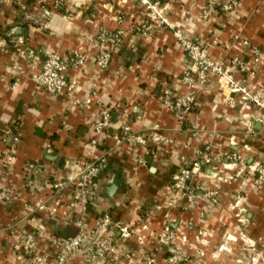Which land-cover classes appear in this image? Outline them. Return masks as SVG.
Listing matches in <instances>:
<instances>
[{"label":"crops","instance_id":"1","mask_svg":"<svg viewBox=\"0 0 264 264\" xmlns=\"http://www.w3.org/2000/svg\"><path fill=\"white\" fill-rule=\"evenodd\" d=\"M228 1L157 0L151 14L137 0H0V172L11 152L6 186L16 197L0 204V264H28L31 256L14 237L22 231L35 237L39 230L44 236L36 253L48 255L45 264H57L47 239L73 236L76 220L92 230L103 215L131 226V237L118 244L132 264H170L171 252L157 242L167 221L174 243L192 247L200 264H264V181L258 186L253 174V167L264 164L263 112L241 102L240 94L228 91L227 79L215 75L204 89H191L194 107L183 122L160 101L166 88L175 96L188 93L181 78L191 61L176 33L200 42L228 79L264 87V61L253 66L250 56L264 48V0H238L231 12L217 6V14L203 16L209 6ZM103 34L117 42L105 44L110 60L100 69ZM48 54L68 61L70 92L49 95L38 87ZM80 56L83 63L75 64ZM233 58L247 68L232 73ZM101 109L110 111L111 126L97 136L92 126ZM125 125L138 135L158 131L164 142L149 155L116 138ZM205 147L220 161L194 174L196 200L187 209L170 210L166 220L165 206L176 194L172 175ZM100 159L104 168L86 204L72 206L70 194L52 190ZM237 198L243 213L232 208ZM187 221L207 236L185 229ZM82 262L75 253L65 264Z\"/></svg>","mask_w":264,"mask_h":264},{"label":"built area","instance_id":"2","mask_svg":"<svg viewBox=\"0 0 264 264\" xmlns=\"http://www.w3.org/2000/svg\"><path fill=\"white\" fill-rule=\"evenodd\" d=\"M140 5L151 14H155L158 10V2H151L149 0H137ZM238 0H229L227 4L222 6L213 4L209 6L204 12L203 16L214 13L217 14V6L219 11L229 12L236 8ZM161 24L166 23L161 20ZM146 30L152 29L146 25ZM118 36V35H117ZM118 38V37H117ZM176 39L180 48L188 56L191 61V68L188 73H185L181 78V84L188 89V93L182 96H175L169 89H164L161 93L160 101L163 108L170 110L174 116L180 121L185 120L188 114L194 107L195 96L191 92L192 88L198 87L200 90L204 89L210 75H215L219 78L227 79L226 85L229 92L240 94V100L243 103L260 109L264 114V87H245L240 86L233 79H228L227 72L222 68V64L212 60L206 49L200 42L194 39H188L181 34L176 33ZM117 42V39L110 36L102 35L101 53L98 58V66L104 69L110 60V51L106 48V43ZM245 46L247 42L243 43ZM251 64L253 66L261 65L264 61V48L252 49L250 51ZM83 58L80 56L75 64H82ZM68 61L57 55L48 54L44 60L41 70L37 75L38 87L49 95H59L65 92H70L74 88V82L67 80L66 72L68 71ZM231 71L237 68L240 72L244 71L246 63L237 58L230 61ZM230 72V71H229ZM195 74L196 78L192 77ZM85 105L90 104V99L84 101ZM110 111L108 109H101L98 113V118L93 122L94 134L103 135L111 126ZM116 138L129 146H140L146 148L148 154H153L154 146L163 143L164 137L158 131H152L148 136L138 135L132 132L130 126L125 125L121 128ZM220 161L210 154L208 148L205 147L202 151L197 153L194 159L187 168L181 169L178 173L172 175L171 181L172 190L176 193L174 198L170 199L165 208V219L169 217V211L177 206H183L187 209L190 204L196 200L194 189L190 187L193 181L194 174H198L203 167L212 166L215 162ZM11 162V152L8 153L2 160V170L0 172V204H9L16 200V197L8 190L6 186V179L9 174V164ZM104 159L96 162L86 163L76 174L75 178L70 181H57L52 185V190L56 193H68L72 198V206L76 204H86L89 196L92 194L95 180L98 179L104 168ZM139 165L143 166L144 161L139 160ZM253 174L256 184H261L264 181V164H257L253 167ZM206 196L211 198L213 203L216 199L212 193H206ZM242 199L237 198L233 204V209L243 213L241 207ZM242 218V217H241ZM243 221V218H242ZM76 233L70 237H58L53 235L47 240L50 247L55 250V259L57 264H65L71 255L80 253L83 262L82 264H119V260L127 264H132L133 260L126 250H121L119 247V240H127L132 235V228L126 222L112 221L108 215H103L95 223L92 230H87L80 220L73 222ZM42 230H39L35 237L30 236L22 231L15 236V241L19 247L28 255L31 260L28 264H45L48 255L46 253H36L38 244L37 239L43 238ZM206 236V235H205ZM204 236V237H205ZM176 233L171 230L170 223L165 222L161 232L157 236V242L161 247H166L172 252L169 262L177 263L186 261L187 255L176 252L175 248ZM182 247V246H181ZM177 253V254H176ZM153 260L147 259L146 264H152Z\"/></svg>","mask_w":264,"mask_h":264},{"label":"rangeland","instance_id":"3","mask_svg":"<svg viewBox=\"0 0 264 264\" xmlns=\"http://www.w3.org/2000/svg\"><path fill=\"white\" fill-rule=\"evenodd\" d=\"M234 10V9H233ZM233 10H231V11H233ZM231 11H229V12H231ZM221 12H224V11H221ZM145 26H146V24H145ZM142 30H144V29H142ZM146 33H148V32H146ZM186 55V54H185ZM186 57L188 58V56L186 55ZM231 66V65H230ZM253 68V67H252ZM239 72V70H238V68L235 70V71H232V73H238ZM253 72V70L252 71H249V73H252ZM185 73H188V71H186ZM184 73V74H185ZM183 74V75H184ZM251 88V87H250ZM153 152L155 153V149L153 150ZM153 153V154H154ZM153 154H149V155H153ZM181 169H183V168H181ZM180 169V170H181ZM178 173V172H177ZM176 174V173H175ZM174 175V174H173ZM171 185H172V181H171V183H170ZM258 186L259 185H261V184H257ZM256 185V186H257ZM195 188V187H194ZM200 190V189H199ZM242 217V216H241ZM243 218H244V216H243ZM183 226H184V228L185 229H188L189 231H192V232H194L195 234H196V236L198 237V238H205L206 236H207V232L205 231V230H203V229H200V228H198L197 227V225H195L193 222H191V221H187V222H184L183 223ZM206 235V236H205ZM205 236V237H204ZM175 248H176V252H180V253H184V254H186L187 255V258H186V261H184V262H177V263H170V264H200V262H199V260H197L195 257H192L193 256V254H192V250H191V248L192 247H190V246H188V249L187 248H183V247H181L180 245H177L176 243H175ZM171 254H172V252H171ZM177 254V253H176ZM146 260L147 259H143L142 260V262L144 263V264H146ZM169 261V260H168ZM234 263L235 264H250V262H249V260H246V261H242V262H239V261H234Z\"/></svg>","mask_w":264,"mask_h":264},{"label":"trees","instance_id":"4","mask_svg":"<svg viewBox=\"0 0 264 264\" xmlns=\"http://www.w3.org/2000/svg\"><path fill=\"white\" fill-rule=\"evenodd\" d=\"M149 1H151V2H155V1H157V0H149ZM68 237H70V236H68Z\"/></svg>","mask_w":264,"mask_h":264}]
</instances>
